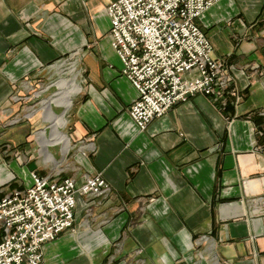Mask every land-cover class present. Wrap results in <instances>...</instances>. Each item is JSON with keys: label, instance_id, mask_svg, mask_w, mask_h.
<instances>
[{"label": "crops", "instance_id": "obj_1", "mask_svg": "<svg viewBox=\"0 0 264 264\" xmlns=\"http://www.w3.org/2000/svg\"><path fill=\"white\" fill-rule=\"evenodd\" d=\"M106 4L0 0V118L61 58L56 72L74 64L83 92L82 61L72 135L86 145L73 178L110 188L77 192L74 226L44 244L43 264H264V124L252 117L264 110V0H219L197 19L235 103L197 93L145 130Z\"/></svg>", "mask_w": 264, "mask_h": 264}, {"label": "built area", "instance_id": "obj_2", "mask_svg": "<svg viewBox=\"0 0 264 264\" xmlns=\"http://www.w3.org/2000/svg\"><path fill=\"white\" fill-rule=\"evenodd\" d=\"M111 44L138 91L129 106L140 130L197 93L224 98L230 77L197 19L219 0H105ZM101 175L31 172V182L0 189V264H43L44 244L75 222L76 194L102 196Z\"/></svg>", "mask_w": 264, "mask_h": 264}, {"label": "rangeland", "instance_id": "obj_3", "mask_svg": "<svg viewBox=\"0 0 264 264\" xmlns=\"http://www.w3.org/2000/svg\"><path fill=\"white\" fill-rule=\"evenodd\" d=\"M64 59L66 58L59 60L63 61ZM56 62L52 63L48 71H45L42 76L36 79V82L33 84L27 82L26 89L20 96L13 95L17 107L10 105L5 116L0 118V189L3 192L12 190L14 187H11V184L17 187L20 184L30 183L31 172L33 171L40 174H61L65 177H73L74 173L78 171L77 156L82 154L81 151L83 150L80 146L86 145V142L82 143L74 139L72 130L75 110L84 101L85 87L88 85L87 71L82 61L79 63L78 68L81 70L79 79L84 89L82 92V86L80 87L79 82L76 81L79 85L78 93H80H77L71 100V107L65 114L66 122L62 130V133L69 138V151L64 153L61 144L50 145L45 151L42 147L43 141L37 138L38 133L43 131L46 133L47 139L50 137L51 124L45 121L49 105L47 103L54 93L60 91V87L55 84L61 79L67 82L71 76L69 73L70 67L67 70L65 69L67 73L62 68L56 72L57 67L55 65H58ZM74 68L76 70L75 66ZM76 73L78 72L76 71ZM228 89L223 96L227 104L226 108L235 103L236 100L233 98L241 96V93L236 92L232 85ZM53 107L51 112L54 115L62 113L63 108ZM258 114L264 118V110L259 111ZM49 155L55 159L54 163L46 162L45 159ZM202 263L210 264V258L206 256Z\"/></svg>", "mask_w": 264, "mask_h": 264}, {"label": "bare ground", "instance_id": "obj_4", "mask_svg": "<svg viewBox=\"0 0 264 264\" xmlns=\"http://www.w3.org/2000/svg\"><path fill=\"white\" fill-rule=\"evenodd\" d=\"M69 73H70V79L65 82L64 80L58 81L57 84L60 87V91L57 93H54L52 98L48 101L47 104V118L45 121L49 122L51 124L50 128L52 129V132L50 134V137H46V133L39 132L38 137L40 140H42V147L45 151H47V147L50 145H55V144H61L62 149L64 153H67L70 149V144H69V138L65 136L62 133L63 127L65 125V114L71 107V100L72 98L78 93L79 91V85L76 82L77 81V73L74 68V64L70 66L69 68ZM53 106L61 107L63 108V111L60 115L53 114L51 112V109ZM46 162H55V159L49 155L47 159H45Z\"/></svg>", "mask_w": 264, "mask_h": 264}, {"label": "trees", "instance_id": "obj_5", "mask_svg": "<svg viewBox=\"0 0 264 264\" xmlns=\"http://www.w3.org/2000/svg\"><path fill=\"white\" fill-rule=\"evenodd\" d=\"M227 109H229L228 107L226 108V110ZM252 117L254 118V120H255V122L257 123V124H259V125H263V123H264V119H262L263 117L261 116V115H259L258 113H254L253 115H252ZM264 133V132H263ZM16 185H14V184H11V187H15Z\"/></svg>", "mask_w": 264, "mask_h": 264}]
</instances>
